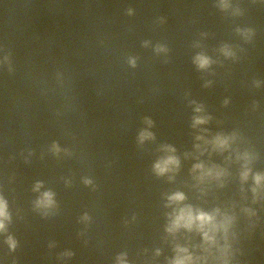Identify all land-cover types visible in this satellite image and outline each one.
<instances>
[{"label":"water","instance_id":"1","mask_svg":"<svg viewBox=\"0 0 264 264\" xmlns=\"http://www.w3.org/2000/svg\"><path fill=\"white\" fill-rule=\"evenodd\" d=\"M0 201V264H264V0H0Z\"/></svg>","mask_w":264,"mask_h":264},{"label":"clouds","instance_id":"2","mask_svg":"<svg viewBox=\"0 0 264 264\" xmlns=\"http://www.w3.org/2000/svg\"><path fill=\"white\" fill-rule=\"evenodd\" d=\"M196 62L198 63V65L200 67H205L209 63L208 59L206 57H203V56L196 57ZM197 111H199V109H197ZM195 122L196 123H202L203 120L197 118ZM175 163H176V161L174 158L168 157L167 159L158 162L155 165V167L159 172L162 173V172L167 170V167L169 164H175ZM197 167H199V165ZM256 179H257V182H259L260 177H257ZM44 195H45V198L49 197L48 193H45ZM171 199L179 201V200L183 199V196H182V194L177 193L173 197H171ZM5 216H6L5 206H4V203L2 201H0V217H5ZM193 220H197L201 223V225H203L205 223L211 222L212 217L209 215H206L204 213H199L198 215L193 217L191 209H181L179 214L175 218L174 226H179L181 221H184L185 222L184 226L187 227V226L191 225ZM2 227H3V224L0 223V228H2ZM205 235L207 238V234H205ZM174 264H184V261L177 259L174 262Z\"/></svg>","mask_w":264,"mask_h":264}]
</instances>
